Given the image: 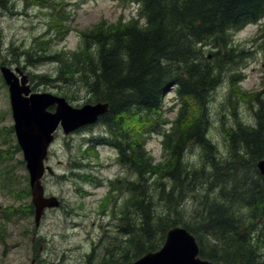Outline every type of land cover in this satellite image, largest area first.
Segmentation results:
<instances>
[{"label":"trees","instance_id":"16d2710c","mask_svg":"<svg viewBox=\"0 0 264 264\" xmlns=\"http://www.w3.org/2000/svg\"><path fill=\"white\" fill-rule=\"evenodd\" d=\"M35 1L56 12L52 18L56 33L61 31L57 30L59 25L62 30L66 29L69 13L64 0L59 3ZM116 1L138 5L140 10L136 19L120 20L115 25L98 23L80 32L82 38L78 50L63 48L46 59L36 57L33 63H56L66 82L88 88L94 103L109 105L108 113L101 121L119 150L118 162L137 175L136 181L121 188V194L127 191L132 195L130 208L133 206L139 217L137 231L134 229L136 232L130 233V240L122 247V263L157 251L163 245L167 231L181 226L195 236L204 259L224 264H264L263 240L258 230L263 226L264 218V177L257 170V162L264 159V86L249 96L257 105L256 125L225 131L231 146L228 159L220 161L207 137L206 114L211 94L224 75L236 73L231 71V66L244 57L233 36L264 19V0ZM8 4L9 0H0V11H6ZM261 37L264 38V29ZM58 40L62 42L61 38ZM261 48L264 51V42ZM171 88L175 89L183 106L164 142L168 159L155 164L142 144V137L161 125L164 98ZM237 93L241 95L240 90ZM61 96L68 97L66 93ZM188 104L190 111L186 112ZM230 105L232 102H227V106ZM134 114L138 115L140 125L138 122L132 124ZM232 116L237 117L236 107ZM148 123L152 124L142 131ZM192 143L201 148L205 164L214 163L211 172H191L183 162L184 152ZM92 157H96L95 153L85 154L82 161L89 162ZM0 174L6 175L2 185L13 195L19 182H13L11 167L1 155ZM148 176L165 177L174 186L167 189L160 180L150 184ZM199 182L208 185L210 193L205 197V203L202 200L196 202L201 217L198 224L172 219L167 212L181 205L185 190L198 193ZM96 183H100L99 179ZM154 185H157V191H152ZM216 188L217 193L213 191ZM20 196L14 200L19 201ZM161 197L166 198V210L170 203L169 211L164 213L158 212L155 206ZM9 212L10 208L6 209V220ZM10 216L15 214L10 212ZM155 232L158 238L154 236ZM231 233L237 238L229 237ZM254 233H258L256 237ZM209 235L221 249L212 248ZM251 245L257 247L259 253Z\"/></svg>","mask_w":264,"mask_h":264},{"label":"rangeland","instance_id":"374dc122","mask_svg":"<svg viewBox=\"0 0 264 264\" xmlns=\"http://www.w3.org/2000/svg\"><path fill=\"white\" fill-rule=\"evenodd\" d=\"M53 1L59 3V0ZM64 1L67 3L66 9L69 13L68 23L64 30L60 25L57 26V30L61 31L56 33L54 30L56 23H52L56 12L52 8L37 5L41 2L35 0H9L6 11H0V68L2 66L12 70L19 68L28 75L34 93H50L57 96L66 93L70 104L75 108H81L88 104L94 105L88 88L79 83L66 82L56 63L51 61L33 63L34 59L36 57L46 59L48 55L52 56L54 51H62L63 48L67 51L78 50L82 38L81 31L102 22L115 25L120 20L128 22L136 19L140 7L116 0ZM141 22L144 23V20ZM263 29L264 19L257 25L248 26L235 33L233 37L236 46L243 51L244 57L231 66V71L236 73L224 75L221 84L207 101V137L220 161L228 159L231 154L230 142L225 131L238 130L239 126L256 125L257 105L249 96L260 91L264 86V51L261 48L264 42V38L261 37ZM238 90L241 95L237 93ZM227 102H232V106H227ZM164 104L162 111L164 116L159 121L161 125L156 131L142 137V144L155 164H162L168 159V156H165L163 141L173 130L174 120L179 116L176 112L183 106L174 88H171L165 96ZM235 107L237 117H231ZM172 109H175V112ZM49 111L54 112L55 107H51ZM189 111L188 104L186 112ZM132 120V124L137 125L138 115H132ZM151 124H146L147 127L142 131L147 130ZM107 130L103 123H99L72 135L73 137L65 136L63 131H58L50 149L49 159L45 162V165L52 166L55 175L53 173L47 176L44 186L46 195L58 197L61 206L47 211L40 227L36 229L30 176L14 134L8 88L0 73V155L5 159L8 167H11V172L14 174L13 182H19L18 189L13 195H10L6 189L4 192L0 188V211L10 208L12 213L20 217L15 219V222L14 220L4 222L0 216V264H122L121 249L130 240L128 234L122 230L126 228L130 230V226L133 230L136 229L139 217L137 218L134 208L133 211L130 209V204H133L131 194L125 191L118 198L117 196L123 185L137 180V175L128 167L118 163L115 152L106 147L91 148L96 156L89 161L91 163L80 159L82 152L86 155L93 152L85 149L88 140L95 141L100 137L110 139ZM201 153V148L195 143L186 148L183 162L191 172L204 170L207 173L213 170L214 163L209 161L205 164L206 160ZM95 177L119 182V189L115 190L116 195L112 196L111 201L113 203L119 199L115 209L112 208L113 204L96 205V202L100 201L97 196L85 195L93 194L94 191L89 183ZM148 179L150 184L160 180L167 189L174 186V183L165 177L148 176ZM198 187V193H187L189 190H185L186 194L182 197L181 205L178 208L173 207L170 211V203L168 202L166 210L164 200L166 198L161 197L156 201L157 211L160 213L169 211L167 214L172 219L198 224L201 217L198 216L200 210L196 202L201 200L204 202L205 197L210 193L208 185L199 182ZM152 191H157V185L152 186ZM213 191L217 193L218 188ZM101 192L103 194L108 192V186L106 185ZM196 195L198 197H194ZM18 196L20 200L15 201ZM126 212L128 215L125 214ZM104 213L107 214L106 230L99 221ZM24 214L27 215L26 218L21 217ZM262 224L263 226L258 230H260V239L263 240L261 247L264 249V218ZM156 234L157 232L154 236L158 238L159 235ZM211 234L215 236L214 232ZM257 234L254 233L253 236L256 237ZM229 237L237 238L235 233H231ZM208 242L214 250L221 249L210 235ZM204 244L207 247V243ZM250 247L259 253L257 247L253 245Z\"/></svg>","mask_w":264,"mask_h":264},{"label":"water","instance_id":"95a60500","mask_svg":"<svg viewBox=\"0 0 264 264\" xmlns=\"http://www.w3.org/2000/svg\"><path fill=\"white\" fill-rule=\"evenodd\" d=\"M8 86L12 115L15 121L17 141L23 153L26 168L30 176L32 201L36 208V226L46 209L60 206L57 198H45L41 180L45 171L48 149L54 140V132L61 125L66 134L95 123L108 111V104L85 105L73 108L64 98L51 94L32 93L28 85L29 77L19 68L12 70L7 66L0 68ZM20 76V77H18ZM56 106V112L48 109ZM264 177V159L257 163ZM130 264H222L204 260L199 255V246L195 237L186 229L174 227L166 235L163 247L151 252Z\"/></svg>","mask_w":264,"mask_h":264},{"label":"flooded vegetation","instance_id":"af4514ba","mask_svg":"<svg viewBox=\"0 0 264 264\" xmlns=\"http://www.w3.org/2000/svg\"><path fill=\"white\" fill-rule=\"evenodd\" d=\"M115 151H117V150H115ZM118 154H119V151H117V156H118ZM97 189H96V191H99L100 190V188L99 187H96ZM117 189H119V186L117 185L116 186V189L115 190H117ZM116 195V194H115ZM119 196H121V189H120V192H119V194H118V196H117V198L119 197ZM101 197H103V196H101ZM111 201H112V196H110V197H103V199L102 200H100L99 201V206H100V204L102 205H108V204H113V209H115L116 207H117V204L119 203V199H117L115 202H113V203H111ZM99 208V207H98ZM132 211H133V209H132ZM96 212H98V210L96 211ZM126 215H128V212H126L125 213ZM106 216H107V214L106 213H104L102 216H101V218H100V222H102L105 226H106V229H107V227H108V223H107V220H106Z\"/></svg>","mask_w":264,"mask_h":264},{"label":"bare ground","instance_id":"6f19581e","mask_svg":"<svg viewBox=\"0 0 264 264\" xmlns=\"http://www.w3.org/2000/svg\"><path fill=\"white\" fill-rule=\"evenodd\" d=\"M260 160V159H259ZM262 160V159H261ZM237 185V184H236ZM252 197V196H251ZM253 200H255V199H253Z\"/></svg>","mask_w":264,"mask_h":264}]
</instances>
